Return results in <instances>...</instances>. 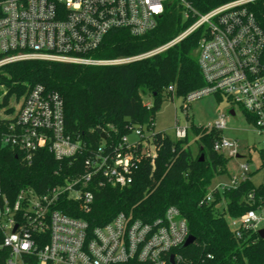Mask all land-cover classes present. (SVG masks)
Masks as SVG:
<instances>
[{"label":"built area","instance_id":"obj_1","mask_svg":"<svg viewBox=\"0 0 264 264\" xmlns=\"http://www.w3.org/2000/svg\"><path fill=\"white\" fill-rule=\"evenodd\" d=\"M173 3L182 8L184 21L193 23L170 43L132 58L91 57L113 31L140 37L155 30ZM256 3L264 6V0H236L200 14L186 0H0V68L22 61L125 65L162 54L202 29L197 52L205 87L189 95V103L210 95L225 97L251 117L256 133L264 135V31L249 10ZM14 110L4 117L13 122L2 144L17 149L26 164L31 165L41 150L57 161L85 152V146L65 132L64 102L58 93L37 85ZM227 127V117L222 116L209 130L222 133ZM132 134L135 142L129 136L114 145L104 141L86 157L83 170L62 185L43 193L22 189L13 199L0 191V264H194L181 254L190 234L175 207L151 222L121 213L95 228L58 209L66 200L88 213L93 184L120 189L132 185L142 160L156 157L151 131L140 127ZM188 135V128L177 123L176 140ZM214 151L238 157L236 142L223 137ZM240 170L239 178L216 189L236 188L246 181L248 165ZM248 198L254 201L253 194ZM226 220L237 238L258 233L264 229V205Z\"/></svg>","mask_w":264,"mask_h":264},{"label":"trees","instance_id":"obj_2","mask_svg":"<svg viewBox=\"0 0 264 264\" xmlns=\"http://www.w3.org/2000/svg\"><path fill=\"white\" fill-rule=\"evenodd\" d=\"M186 1L205 14L236 0ZM249 10L264 31V6L256 3ZM192 23L184 21L182 8L173 3L155 30L140 37L125 30L113 31L91 57L116 60L143 55L170 43ZM201 36L202 29L162 54L119 66L22 61L0 68V112L4 117L15 112L9 105L13 97L21 101L31 88L41 85L61 96L65 132L85 146L82 155L65 161H57L47 150H41L28 165L17 149L3 146L2 138L13 120L0 117L1 193L13 199L22 189L43 193L62 185L83 170L86 157L104 141L117 144L135 128L145 127L152 132L156 157L142 160L132 185L120 189L93 184L90 190L94 201L88 213L66 200L58 209L95 228L121 213L132 220L151 222L175 207L195 240L181 251L186 260L194 264H264V239L255 232L237 238L226 220V216L238 218L264 205V183L254 186L249 175L236 188L216 189V181L229 175L227 167L232 159L214 151V144L223 137L221 132L192 125L198 145L195 155L189 135L185 140L172 141L155 131L157 114L174 94L185 100L205 87L197 52ZM147 96L152 100L150 105L144 103ZM244 115L251 123V117ZM261 157L264 165V150ZM250 194L254 201L249 200Z\"/></svg>","mask_w":264,"mask_h":264},{"label":"rangeland","instance_id":"obj_3","mask_svg":"<svg viewBox=\"0 0 264 264\" xmlns=\"http://www.w3.org/2000/svg\"><path fill=\"white\" fill-rule=\"evenodd\" d=\"M151 101L150 97H144L146 105H150ZM9 105L12 108H18L20 101L13 97ZM232 110L235 112V116L231 115ZM222 116H226L228 121V127L222 132V136L231 142H236L239 156V158L234 157L229 161L227 167L229 175L225 179L230 182L234 178H239L241 166L248 165V175H250L251 181L254 186H260L264 183V165L261 157V151L264 150V135L256 133L245 118L243 110L231 104L227 98L210 95L189 103L188 97L183 100L174 94L173 100H168L157 114L155 131L166 135L172 141H177L175 137L176 124L179 123L181 127L188 128L189 146L192 152L197 155L198 145L192 125L211 129ZM0 117L4 118L2 111ZM136 140L134 134L129 136L130 142ZM225 182L222 181L221 184ZM263 227L264 225L261 226V228Z\"/></svg>","mask_w":264,"mask_h":264},{"label":"water","instance_id":"obj_4","mask_svg":"<svg viewBox=\"0 0 264 264\" xmlns=\"http://www.w3.org/2000/svg\"><path fill=\"white\" fill-rule=\"evenodd\" d=\"M231 115L235 116V112L233 110L231 111ZM237 158H239V156ZM201 161H203V156L201 158ZM258 234H259L260 238L264 239V229L260 230L258 232ZM194 241H195L194 238L192 236H189L187 242L184 245V248H187V247L191 246L194 243Z\"/></svg>","mask_w":264,"mask_h":264},{"label":"crops","instance_id":"obj_5","mask_svg":"<svg viewBox=\"0 0 264 264\" xmlns=\"http://www.w3.org/2000/svg\"><path fill=\"white\" fill-rule=\"evenodd\" d=\"M227 182V180L225 179V178H219L217 181H216V186H218L219 184H221V182L223 181V182H225V181ZM225 182V183H226Z\"/></svg>","mask_w":264,"mask_h":264}]
</instances>
